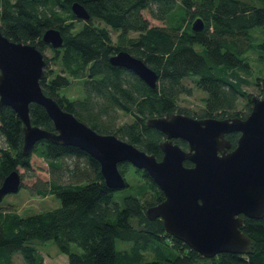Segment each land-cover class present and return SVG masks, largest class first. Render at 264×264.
Here are the masks:
<instances>
[{
  "label": "trees",
  "instance_id": "obj_1",
  "mask_svg": "<svg viewBox=\"0 0 264 264\" xmlns=\"http://www.w3.org/2000/svg\"><path fill=\"white\" fill-rule=\"evenodd\" d=\"M74 2L87 9L89 20L77 19ZM150 18L164 25H155ZM198 18L204 21V28L195 31L192 25ZM77 21L85 23L77 29ZM51 27L63 34L60 48L42 41ZM108 27L119 32L116 44ZM0 31L10 40L31 43L42 52L51 48L52 59L64 73L47 72L49 59L45 56L46 76L41 86L61 107L97 132L116 134L159 160L165 135L147 125L149 118L167 113L247 118L255 96L243 88L250 84L246 75L252 74L249 53L254 52L264 65V0H1ZM132 32L138 35L131 36ZM120 50L129 51L158 72L155 88L131 70L111 64L110 57ZM73 79L82 80L81 96L76 98L61 93L62 88H70ZM189 79L206 93L200 112L178 105L182 95L193 92ZM260 81L264 86V78L258 77ZM242 101L245 111L239 109ZM119 111L132 120L119 124ZM30 116L33 124L55 130L42 105L31 104ZM0 136L6 143L0 148V184L13 170L33 169L35 154L47 162L51 173L49 181L36 187V193L53 195L61 202L56 208L28 215L0 207V264H15L16 254L25 264H45L35 240L54 241L69 264H264V217H245L242 229L255 244L252 253L206 258L168 234L162 219L148 218L147 209L162 202L165 195L145 170L129 162L119 164L125 178L130 167L142 178L137 193L124 196L122 205L114 197L119 190L107 185L99 161L79 147L43 139L24 155L23 123L12 107L0 109ZM239 137L237 132L227 135L232 148ZM177 142L188 149L186 141ZM68 157L77 161L65 166ZM185 165L192 164L186 161ZM60 170L73 180L64 182ZM118 240L132 242L131 248L119 250ZM165 247L175 252L168 254ZM146 253L152 257L146 259Z\"/></svg>",
  "mask_w": 264,
  "mask_h": 264
},
{
  "label": "water",
  "instance_id": "obj_2",
  "mask_svg": "<svg viewBox=\"0 0 264 264\" xmlns=\"http://www.w3.org/2000/svg\"><path fill=\"white\" fill-rule=\"evenodd\" d=\"M72 11L80 20L91 17L79 2L72 4ZM192 27L200 31L204 21L198 18ZM42 41L60 48L64 37L59 28L51 27ZM110 62L131 70L152 88L158 84V72L127 50L113 54ZM46 65L44 53L35 45L12 41L0 31V109L12 107L22 120L24 155L43 139L79 147L99 161L107 185L115 190L127 187L119 164L129 162L145 170L164 192L165 199L149 207L147 216L162 219L168 234L206 258L254 251L255 244L242 227L245 217H264V93L253 96L247 118H195L182 113L149 118L147 125L165 135L159 160L116 134L97 132L44 93ZM33 103L46 109L54 131L32 123ZM235 132L240 137L232 148L227 135ZM177 138L189 149L175 143ZM186 161L193 165H185ZM22 187L20 171L13 170L0 184V202Z\"/></svg>",
  "mask_w": 264,
  "mask_h": 264
},
{
  "label": "rangeland",
  "instance_id": "obj_3",
  "mask_svg": "<svg viewBox=\"0 0 264 264\" xmlns=\"http://www.w3.org/2000/svg\"><path fill=\"white\" fill-rule=\"evenodd\" d=\"M147 16L149 17L148 14ZM150 19L151 23L155 25H164L162 22H159L152 18ZM84 23L85 21H77V29L81 28ZM95 23L97 25L105 26V24L99 20H95ZM108 28L111 32L113 42L116 44L118 42L119 32L113 30L111 27ZM130 35L136 36L138 35V33L132 32ZM43 53L49 59V66L46 68V71L50 72L53 70L55 71V73L63 74L64 72L61 70V66L54 62V60L52 59L54 53L51 48L48 46L44 49ZM249 54L250 61L252 64V74L246 75L247 79L250 81V84L244 85L243 88L257 97H262V89H264V86L261 81L259 83L257 81L258 77L264 78V65L259 62L257 55L254 52H250ZM81 81V79H73L70 88H62L61 93L67 94L71 98L81 96ZM187 83L193 88V92L191 95H182L178 102V105L180 108L182 107L189 109L193 113L200 112L204 106L203 98L206 96V93L198 89L192 79L187 80ZM239 109L243 111L246 110L244 101H242L239 105ZM118 116L119 124H123L132 120V117L130 115H127L122 111L118 112ZM4 146H6L5 140L3 137L0 136V148ZM76 161V158L68 157L64 161L65 166H72ZM79 161L82 162V165H84V160L81 159ZM32 167L33 169H31L30 171H27L23 168L19 169L23 180V187L20 189L19 192L9 194L4 197V199L0 202V207H2V211L13 210L18 212L20 215H28L35 212L53 209L61 205L60 200L53 195L42 196L36 193V187L40 186L41 183H46L51 178L50 168L47 162L43 158L33 154ZM62 172L63 171L60 170L59 173L61 174V176H63L64 182H70L73 180L68 175L64 176ZM141 179L142 178L139 176L138 173L135 172L134 168L130 167L126 174V180L128 181V183L131 184V187L116 191L114 196L115 200L119 201L123 205L124 196L128 194L137 193L138 184ZM33 244L37 246L43 253H45L48 258L49 256L53 257V261L57 263L60 262V264L62 261L68 264V256L59 249L58 245L54 241L42 242L40 240H35ZM131 246L132 242L130 241H117V248L119 250L130 249ZM75 249L79 250L78 247H75ZM164 251L168 254H173L175 252V249L172 247H165ZM145 257L146 259H150L152 255L151 253H146ZM14 262L15 264H25L23 257L20 254H16L14 256ZM50 264L53 263L51 262Z\"/></svg>",
  "mask_w": 264,
  "mask_h": 264
},
{
  "label": "crops",
  "instance_id": "obj_4",
  "mask_svg": "<svg viewBox=\"0 0 264 264\" xmlns=\"http://www.w3.org/2000/svg\"><path fill=\"white\" fill-rule=\"evenodd\" d=\"M43 254H44V257H45V264H50L51 262L53 264H60V262L57 263V262L53 261V259H52L53 257L49 256V258H48L45 253H43ZM58 257H59V255H58ZM61 264H66V263L61 261ZM68 264H69V258H68Z\"/></svg>",
  "mask_w": 264,
  "mask_h": 264
},
{
  "label": "flooded vegetation",
  "instance_id": "obj_5",
  "mask_svg": "<svg viewBox=\"0 0 264 264\" xmlns=\"http://www.w3.org/2000/svg\"><path fill=\"white\" fill-rule=\"evenodd\" d=\"M240 134V133H239ZM165 139V138H164ZM179 139L177 138V139H174V142L175 143H178L177 141H178ZM180 140H182V141H184L183 139H180ZM187 143V142H186ZM179 144V143H178ZM180 145V144H179ZM187 145H188V143H187ZM181 146V145H180ZM182 147V146H181ZM183 148V147H182ZM184 149H186V148H184ZM188 149H189V145H188ZM188 149H186V150H188ZM191 163V162H190ZM192 165H193V163H191ZM191 165V166H192ZM190 166V165H189Z\"/></svg>",
  "mask_w": 264,
  "mask_h": 264
}]
</instances>
